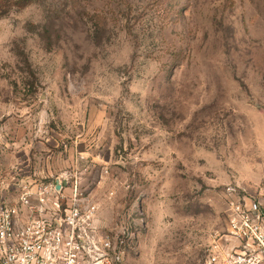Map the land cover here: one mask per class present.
Here are the masks:
<instances>
[{
	"label": "rangeland",
	"instance_id": "obj_1",
	"mask_svg": "<svg viewBox=\"0 0 264 264\" xmlns=\"http://www.w3.org/2000/svg\"><path fill=\"white\" fill-rule=\"evenodd\" d=\"M78 177L129 264H200L264 183V0H32L0 19V202ZM13 198V197H12Z\"/></svg>",
	"mask_w": 264,
	"mask_h": 264
},
{
	"label": "built area",
	"instance_id": "obj_2",
	"mask_svg": "<svg viewBox=\"0 0 264 264\" xmlns=\"http://www.w3.org/2000/svg\"><path fill=\"white\" fill-rule=\"evenodd\" d=\"M10 173L0 264H129L134 233L105 226L78 177L28 178L20 165ZM224 198L225 225L211 234L200 264H264V183L229 186Z\"/></svg>",
	"mask_w": 264,
	"mask_h": 264
},
{
	"label": "trees",
	"instance_id": "obj_3",
	"mask_svg": "<svg viewBox=\"0 0 264 264\" xmlns=\"http://www.w3.org/2000/svg\"><path fill=\"white\" fill-rule=\"evenodd\" d=\"M32 3V0H0V19L9 15L15 9H24Z\"/></svg>",
	"mask_w": 264,
	"mask_h": 264
}]
</instances>
